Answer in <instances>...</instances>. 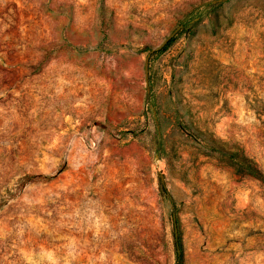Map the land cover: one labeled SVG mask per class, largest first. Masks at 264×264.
<instances>
[{"label":"rangeland","instance_id":"1","mask_svg":"<svg viewBox=\"0 0 264 264\" xmlns=\"http://www.w3.org/2000/svg\"><path fill=\"white\" fill-rule=\"evenodd\" d=\"M175 223L264 264V0H0V264H176Z\"/></svg>","mask_w":264,"mask_h":264},{"label":"water","instance_id":"2","mask_svg":"<svg viewBox=\"0 0 264 264\" xmlns=\"http://www.w3.org/2000/svg\"><path fill=\"white\" fill-rule=\"evenodd\" d=\"M182 26L178 27L160 46L150 51V53L147 56L146 63H145V75H146V81L149 82V73H150V62L152 56L159 51H162L164 48H166L170 42L179 34V32L182 30ZM174 221H176V218L174 217ZM175 235L178 239V230L177 225L175 223Z\"/></svg>","mask_w":264,"mask_h":264},{"label":"trees","instance_id":"3","mask_svg":"<svg viewBox=\"0 0 264 264\" xmlns=\"http://www.w3.org/2000/svg\"><path fill=\"white\" fill-rule=\"evenodd\" d=\"M240 162L243 163L244 167L249 168L248 158L243 157L240 159ZM160 191L166 199H168L172 202L171 194H170L169 190L167 189L166 184L163 181H161V183H160ZM175 246H176V264H183V254H182L181 244H180L179 238L177 239L176 237H175Z\"/></svg>","mask_w":264,"mask_h":264}]
</instances>
